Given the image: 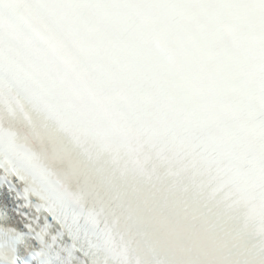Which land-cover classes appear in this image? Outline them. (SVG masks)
<instances>
[{"label": "snow or ice", "instance_id": "1", "mask_svg": "<svg viewBox=\"0 0 264 264\" xmlns=\"http://www.w3.org/2000/svg\"><path fill=\"white\" fill-rule=\"evenodd\" d=\"M0 264H264V0H0Z\"/></svg>", "mask_w": 264, "mask_h": 264}]
</instances>
